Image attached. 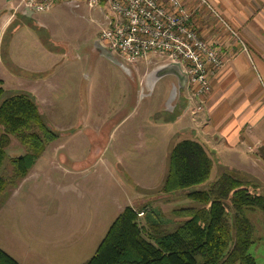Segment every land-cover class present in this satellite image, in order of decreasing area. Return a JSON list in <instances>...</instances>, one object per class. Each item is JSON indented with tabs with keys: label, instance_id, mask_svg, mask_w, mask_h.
Listing matches in <instances>:
<instances>
[{
	"label": "rangeland",
	"instance_id": "rangeland-1",
	"mask_svg": "<svg viewBox=\"0 0 264 264\" xmlns=\"http://www.w3.org/2000/svg\"><path fill=\"white\" fill-rule=\"evenodd\" d=\"M18 5L19 0H0L1 100L27 93L18 82L21 65L54 76L56 82L40 109L56 139L46 146L27 179L0 195V249L19 264H86L126 206L140 212L138 224L145 230L153 223L176 221L175 212L197 209L185 198L187 191L160 192L170 150L181 139L162 108L173 79H161L151 98H136L133 104L123 100L116 86L123 82L132 95L137 94L139 80L124 79L115 64L93 51L105 21L101 9L79 2L23 16L15 11ZM130 111L118 124L116 114ZM26 151L12 138L0 172L9 174V161ZM210 158L209 181L193 189H207L227 172L249 182L252 193L264 195V167L255 165V157L223 156L231 169L214 166L218 159ZM248 217L255 239L249 254L264 264V215L255 211ZM75 231L87 235L85 247L74 245L79 237H73Z\"/></svg>",
	"mask_w": 264,
	"mask_h": 264
},
{
	"label": "trees",
	"instance_id": "trees-1",
	"mask_svg": "<svg viewBox=\"0 0 264 264\" xmlns=\"http://www.w3.org/2000/svg\"><path fill=\"white\" fill-rule=\"evenodd\" d=\"M0 87V167L15 139L27 148L9 161L11 172H0V195L27 177L56 134L47 127L32 96L18 93L3 100ZM213 162L196 139L183 137L172 146L160 192L187 191L197 209L175 212L172 223H153L145 230L137 212L126 206L112 221L86 264H257L249 254L255 244L248 213L264 215V195L252 193L250 183L224 172L207 189ZM146 235V237H145ZM0 264H19L0 249Z\"/></svg>",
	"mask_w": 264,
	"mask_h": 264
},
{
	"label": "crops",
	"instance_id": "crops-1",
	"mask_svg": "<svg viewBox=\"0 0 264 264\" xmlns=\"http://www.w3.org/2000/svg\"><path fill=\"white\" fill-rule=\"evenodd\" d=\"M180 1L194 14L192 27L204 41L218 49L224 62L220 69L208 74L210 92L207 96L197 98L195 86L188 83L181 68L168 64L162 57L150 56L132 69L99 42L93 51H100L115 64L124 79L126 77L131 83L134 77L139 80L137 94L133 91L132 95V90L127 89L122 81L123 85L116 86L122 92L123 100L132 104L136 98H151L161 79H173L175 84L170 82L163 111L170 114L179 138L196 139L210 157L218 159L214 166L231 169V162L223 163L222 157L234 153L253 156L255 165L258 166V162L264 167V0H204L206 5L200 0ZM15 11L23 16L33 14L21 8ZM20 71V90L32 96L42 116L40 108L46 102L44 95L49 93L56 79L23 65ZM24 73L31 74V78L26 79ZM131 114L132 111L126 115L116 114L120 119L118 124ZM77 234L79 237L74 245L85 247L87 240L83 238L87 235L75 231L73 237Z\"/></svg>",
	"mask_w": 264,
	"mask_h": 264
},
{
	"label": "built area",
	"instance_id": "built-area-1",
	"mask_svg": "<svg viewBox=\"0 0 264 264\" xmlns=\"http://www.w3.org/2000/svg\"><path fill=\"white\" fill-rule=\"evenodd\" d=\"M79 2L105 13L99 43L129 67L149 56L162 57L181 68L197 98L209 94L208 74L224 62L218 49L192 29L193 13L180 0H19L16 9L45 13L59 4L74 7Z\"/></svg>",
	"mask_w": 264,
	"mask_h": 264
},
{
	"label": "bare ground",
	"instance_id": "bare-ground-1",
	"mask_svg": "<svg viewBox=\"0 0 264 264\" xmlns=\"http://www.w3.org/2000/svg\"><path fill=\"white\" fill-rule=\"evenodd\" d=\"M188 85V84H187Z\"/></svg>",
	"mask_w": 264,
	"mask_h": 264
}]
</instances>
